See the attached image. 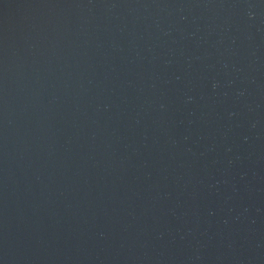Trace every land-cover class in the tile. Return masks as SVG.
I'll list each match as a JSON object with an SVG mask.
<instances>
[{
  "label": "water",
  "instance_id": "water-1",
  "mask_svg": "<svg viewBox=\"0 0 264 264\" xmlns=\"http://www.w3.org/2000/svg\"><path fill=\"white\" fill-rule=\"evenodd\" d=\"M0 264H264V0H0Z\"/></svg>",
  "mask_w": 264,
  "mask_h": 264
}]
</instances>
